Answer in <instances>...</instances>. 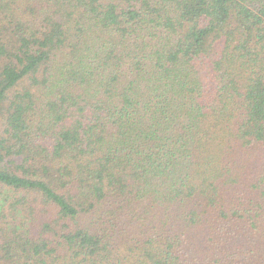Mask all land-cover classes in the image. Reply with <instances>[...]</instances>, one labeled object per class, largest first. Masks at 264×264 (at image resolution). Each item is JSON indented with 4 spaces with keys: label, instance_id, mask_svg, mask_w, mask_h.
Here are the masks:
<instances>
[{
    "label": "trees",
    "instance_id": "1",
    "mask_svg": "<svg viewBox=\"0 0 264 264\" xmlns=\"http://www.w3.org/2000/svg\"><path fill=\"white\" fill-rule=\"evenodd\" d=\"M0 264H264V0H0Z\"/></svg>",
    "mask_w": 264,
    "mask_h": 264
}]
</instances>
